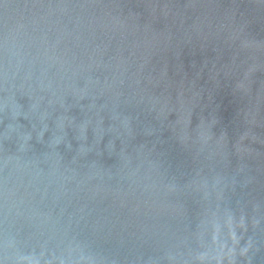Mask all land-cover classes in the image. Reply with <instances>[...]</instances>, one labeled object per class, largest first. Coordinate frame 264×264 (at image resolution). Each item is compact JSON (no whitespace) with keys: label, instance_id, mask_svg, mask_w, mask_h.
<instances>
[{"label":"water","instance_id":"95a60500","mask_svg":"<svg viewBox=\"0 0 264 264\" xmlns=\"http://www.w3.org/2000/svg\"><path fill=\"white\" fill-rule=\"evenodd\" d=\"M0 264H264V0H0Z\"/></svg>","mask_w":264,"mask_h":264}]
</instances>
